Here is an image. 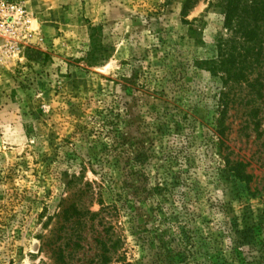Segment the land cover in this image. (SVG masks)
<instances>
[{"label":"rangeland","instance_id":"1","mask_svg":"<svg viewBox=\"0 0 264 264\" xmlns=\"http://www.w3.org/2000/svg\"><path fill=\"white\" fill-rule=\"evenodd\" d=\"M221 1L0 0V264H264V43L226 83Z\"/></svg>","mask_w":264,"mask_h":264},{"label":"trees","instance_id":"2","mask_svg":"<svg viewBox=\"0 0 264 264\" xmlns=\"http://www.w3.org/2000/svg\"><path fill=\"white\" fill-rule=\"evenodd\" d=\"M220 4L223 6V11L225 14V25L227 31L231 35L228 55L226 58H222L219 61V64L215 68H219L226 77V83H238L237 76V67L239 63L236 62L235 52H238V49L233 46L237 38L240 40L243 39V44H241V51L251 49L253 52H261L259 50L260 45L264 43V0H222ZM261 24V26H259ZM254 25V26H252ZM259 42V43H257ZM258 44V45H257ZM258 48L256 51L255 49ZM259 56V54H258ZM242 58H246L242 57ZM243 76V75H242ZM241 76V77H242ZM224 109H222V112ZM226 129L223 127L222 123L219 122L217 125V139L219 141V147L225 145ZM224 165L227 170L231 173L234 178H241L244 181L250 180L251 176L247 175V168L249 164L244 163V161L231 162L229 158L223 157ZM249 182V181H248ZM62 214L58 217H61L63 226L65 223L67 225L71 224L72 226L81 227V229L87 228L89 224H94L95 220L100 213H92L91 211H79L77 209L73 210L72 213L61 212ZM62 228V227H61ZM65 229L61 230L58 233H62ZM64 238L58 236L56 242H61ZM102 247V256L100 261H97L96 264H107L108 257H110V251L106 248L107 241L102 240L99 242ZM121 240L116 239L112 242V255L115 256V264H129L126 261L124 255L121 254ZM60 247H52L50 257L54 264H68L66 260L65 252Z\"/></svg>","mask_w":264,"mask_h":264}]
</instances>
